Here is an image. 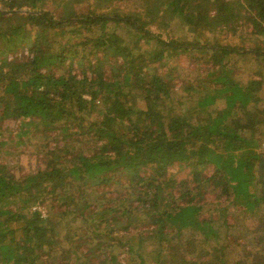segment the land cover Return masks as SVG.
Masks as SVG:
<instances>
[{
    "label": "trees",
    "instance_id": "16d2710c",
    "mask_svg": "<svg viewBox=\"0 0 264 264\" xmlns=\"http://www.w3.org/2000/svg\"><path fill=\"white\" fill-rule=\"evenodd\" d=\"M137 2V18L59 20L43 8L50 0H0V118L63 143L42 150L50 158L37 173L0 167V264H264V70L244 80L236 67L264 64V46L222 38L241 27L264 35V0ZM167 12L191 38H164ZM112 25L135 39L110 43ZM182 55L196 63L185 92L201 94L178 104L172 64ZM177 166L193 180L169 175Z\"/></svg>",
    "mask_w": 264,
    "mask_h": 264
},
{
    "label": "rangeland",
    "instance_id": "374dc122",
    "mask_svg": "<svg viewBox=\"0 0 264 264\" xmlns=\"http://www.w3.org/2000/svg\"><path fill=\"white\" fill-rule=\"evenodd\" d=\"M49 6L43 7L44 10L53 12V16L59 20H66L69 18V16H75V15H113L115 13L124 15V16H131L133 18H137L140 11V4L141 2L134 3V0H131V2L127 1H109V0H73L69 2V7H66L64 5V2L62 0H50ZM155 6L158 8L162 7L161 2L156 1ZM0 8H4L0 4ZM70 8L72 9L70 13ZM8 11V10H5ZM70 13V15H69ZM161 15H164L163 12H161ZM167 22L163 23V36L164 38H169L176 40H182L185 38H191L188 34V28L185 26V24L182 23V21L177 18L176 14L172 12H167L165 14V17H163ZM32 26L30 24L27 25V30L24 33L25 36V45L28 46L30 43H33L34 37L36 33L32 30ZM152 32L156 35L160 31L158 28L154 25V27L151 29ZM162 32V30H161ZM188 32V33H187ZM116 34H121L124 39L128 43H132V40L135 39V37L130 36L128 29H118L117 26H110L107 32L108 41L111 43L114 40V36ZM212 37L214 38L213 34ZM222 38L225 40L224 44H231L232 46H237L239 48H243L244 50H250L251 48H260L264 46V35L256 36L255 33H252L251 30H249L246 27H241L238 29L237 33L235 35L226 34L222 35ZM193 39V37H192ZM191 39V40H192ZM216 41V39H215ZM148 44V39L145 38L142 40V46L143 48H146ZM156 44V43H155ZM155 44H153L151 47H154ZM200 44H203V41L200 40ZM134 44L132 45V47ZM139 52L143 53L142 49L139 48ZM19 54L20 57L22 55ZM238 58V56H237ZM196 63L193 61L192 56L189 55H182L178 58L176 63L174 65L172 64V68L175 70V77L174 80L175 90L178 91L176 94H174V102H178L179 104V98L182 95V100L186 99L187 101L193 97V100H199V95L201 93L199 92H185V89H188V85L190 84L192 80L194 79L195 74L193 73V70L196 65ZM238 69H241L242 72L245 74V77L247 79L244 80H255L257 79L255 73L258 72V70L261 68L264 70V64L257 61L255 58L250 60V63L245 64V60H241L239 64L236 65ZM159 72L163 73L166 72L168 69V66L166 67H158ZM203 69V66L200 68L199 72L203 73L201 75L202 79L205 76V69ZM76 72H80V69L77 68ZM237 77V76H236ZM242 80V78H241ZM190 82V83H189ZM204 89H208L207 92H210L213 90L212 86L209 84L204 85ZM199 91V90H198ZM260 97L262 98V102H264V83L263 85L257 90ZM90 97V96H86ZM90 99V98H89ZM196 101V102H197ZM193 104V101L192 103ZM181 110L183 109V103L180 106ZM225 108L224 104L219 103L218 109L223 110ZM161 110H175L174 108L171 109V107H160ZM250 120H248L249 123ZM22 124H24V121L22 119L14 120V119H6L2 120L0 118V146H1V153H0V167L7 166V169L9 170V173L13 176L20 177V176H27L34 173H37L39 170H42L46 168V164L50 156H47L43 152H51L58 146H61L63 143L61 141H58L55 137V133H46L48 136V139H45L44 136L38 132L36 135H34L32 132H34V129L30 131L29 134H23L22 130ZM43 132V131H42ZM43 139V140H42ZM41 140V141H40ZM87 146H89L87 144ZM42 150H44L42 152ZM262 150H264V141L262 143ZM206 176H210L213 174L212 168H207L205 171H203ZM169 175L175 176V179L177 181L182 180H189L192 181V175L191 171L188 167L180 169L178 166L174 168L169 169ZM214 200V195L208 194L206 195V201H212ZM48 209L49 207L43 206V205H37L31 209V212L34 210H39L45 216L44 218L48 217ZM234 211V215L240 216L238 214V209H231Z\"/></svg>",
    "mask_w": 264,
    "mask_h": 264
}]
</instances>
